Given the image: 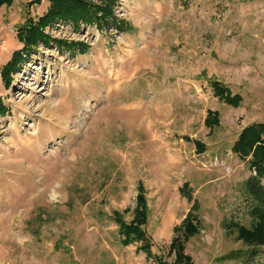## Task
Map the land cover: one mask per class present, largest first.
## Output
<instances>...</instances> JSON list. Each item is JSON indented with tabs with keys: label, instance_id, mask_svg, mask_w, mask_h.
I'll list each match as a JSON object with an SVG mask.
<instances>
[{
	"label": "rangeland",
	"instance_id": "rangeland-1",
	"mask_svg": "<svg viewBox=\"0 0 264 264\" xmlns=\"http://www.w3.org/2000/svg\"><path fill=\"white\" fill-rule=\"evenodd\" d=\"M47 5L0 8V67L21 48L16 29ZM112 19L121 30L53 24L8 88L0 81V264H172L174 228L194 204L192 264H264V247L230 227L250 225L242 183L253 173L230 146L264 122V0H116ZM209 80L240 104L219 102ZM137 182L150 255L122 247L111 220L131 219Z\"/></svg>",
	"mask_w": 264,
	"mask_h": 264
},
{
	"label": "trees",
	"instance_id": "trees-1",
	"mask_svg": "<svg viewBox=\"0 0 264 264\" xmlns=\"http://www.w3.org/2000/svg\"><path fill=\"white\" fill-rule=\"evenodd\" d=\"M14 0H0L1 7H9ZM27 6H38L42 1L47 2V7L41 16L35 20L27 18L23 24L16 29V40L21 43V48L11 52L9 59L0 67V81L5 88L11 83V75L14 74L21 61L34 51L38 44L44 45L50 41L48 29L56 23L70 25L73 30L81 26L95 24L100 28L103 24L112 23V27L121 30V23L116 24L112 19V9L116 0H23ZM47 29V31H46ZM55 41L58 48L74 50L85 45L77 42ZM212 95L221 103L237 107L241 102L238 94H232L221 82L209 80L207 82ZM8 114V109L0 101V117ZM206 128L218 125V115L215 111H206L203 119ZM185 139H187L184 136ZM196 153H203L205 148L198 141H193ZM230 152L243 162L249 171L253 173L242 183V188L251 202L248 211L250 225L245 226L238 223H230L234 229L236 239L248 248L264 247V188L260 179L264 178V122L251 123L243 127L237 134L230 146ZM187 183L183 184L181 191L186 193L190 199V193L186 190ZM187 191V192H186ZM196 205H192L185 218L179 226L174 228V236L170 242L169 250L174 256L172 264H192L190 256L185 254L184 245L193 236L198 234L199 221L194 211ZM131 219L125 222L118 212L113 211L111 220L117 227L119 243L122 247L136 244V250L150 255L151 244L149 242L145 227L148 219V206L144 188L141 182L136 184L134 206L131 210ZM256 251L248 250L242 259L253 257ZM159 264H168L159 262Z\"/></svg>",
	"mask_w": 264,
	"mask_h": 264
}]
</instances>
